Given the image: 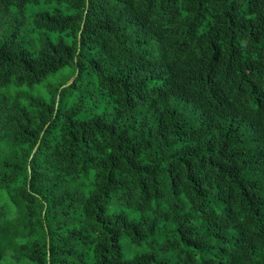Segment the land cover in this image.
I'll list each match as a JSON object with an SVG mask.
<instances>
[{
	"label": "trees",
	"instance_id": "16d2710c",
	"mask_svg": "<svg viewBox=\"0 0 264 264\" xmlns=\"http://www.w3.org/2000/svg\"><path fill=\"white\" fill-rule=\"evenodd\" d=\"M0 264H264V0H0Z\"/></svg>",
	"mask_w": 264,
	"mask_h": 264
}]
</instances>
